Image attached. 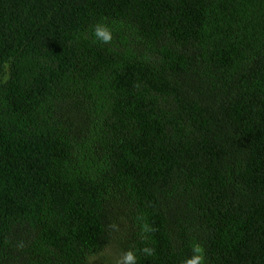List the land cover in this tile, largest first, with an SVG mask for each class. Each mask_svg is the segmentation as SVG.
Listing matches in <instances>:
<instances>
[{
  "label": "trees",
  "instance_id": "16d2710c",
  "mask_svg": "<svg viewBox=\"0 0 264 264\" xmlns=\"http://www.w3.org/2000/svg\"><path fill=\"white\" fill-rule=\"evenodd\" d=\"M194 245L264 264V0H0V264Z\"/></svg>",
  "mask_w": 264,
  "mask_h": 264
},
{
  "label": "clouds",
  "instance_id": "9594fccd",
  "mask_svg": "<svg viewBox=\"0 0 264 264\" xmlns=\"http://www.w3.org/2000/svg\"><path fill=\"white\" fill-rule=\"evenodd\" d=\"M91 32L94 41L97 43L108 44L114 39L111 28L104 23H97L94 25ZM143 231L145 233H149L153 231V229L149 225L145 224L143 226ZM143 251L148 255L153 253V249L147 247L144 248ZM135 259V254L132 251H128L122 257L123 264H135ZM184 264H207L203 248L200 245H194L193 256L186 259Z\"/></svg>",
  "mask_w": 264,
  "mask_h": 264
}]
</instances>
